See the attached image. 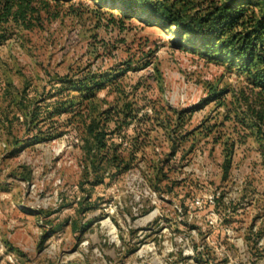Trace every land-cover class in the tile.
Segmentation results:
<instances>
[{"label": "rangeland", "instance_id": "obj_1", "mask_svg": "<svg viewBox=\"0 0 264 264\" xmlns=\"http://www.w3.org/2000/svg\"><path fill=\"white\" fill-rule=\"evenodd\" d=\"M37 4L33 27L0 41V264H264V234L249 231L264 230V160L236 61L99 0ZM87 73L112 81L70 87ZM125 102L141 118L113 137L130 168L95 174L87 115Z\"/></svg>", "mask_w": 264, "mask_h": 264}, {"label": "trees", "instance_id": "obj_2", "mask_svg": "<svg viewBox=\"0 0 264 264\" xmlns=\"http://www.w3.org/2000/svg\"><path fill=\"white\" fill-rule=\"evenodd\" d=\"M40 0H0V41L10 33L12 24H22L25 28H32L35 19H40L42 6ZM59 1V0H54ZM104 6L117 9L122 16L131 18L135 15L145 22H156L165 26L174 25L177 35H185L189 40L195 39L201 49L207 54L227 56V59L237 65L246 75L251 84V94L244 95V107L241 122L250 129L252 135L260 145L261 155L264 160V0H99ZM203 3H206L205 6ZM196 5V6H195ZM46 8V5H43ZM197 7V8H196ZM112 75V74H110ZM108 75L87 73L81 78L71 80V88L83 92H94L103 87L106 81H112ZM91 93L85 95L89 97ZM216 93L212 94L214 97ZM71 102L70 105H73ZM62 105V104H61ZM67 106L51 110L60 113L67 110ZM137 111V109H136ZM157 110H155L156 112ZM115 113V114H113ZM132 103H124L121 107H111L97 116L87 115V143L96 150L95 158L91 160V171L98 174L103 166L111 169V178L118 177L130 168V158L124 155L121 142H115L114 135L125 134L132 121L141 118L137 116ZM183 112H177L174 123H181ZM150 119L149 116L142 118ZM160 121L163 125H171ZM115 124L110 127L108 122ZM160 123L159 120H156ZM130 136V143L138 144L140 132ZM170 155L177 152L178 144L173 141ZM233 145V143L231 144ZM232 150L225 154L223 173L226 176L232 162ZM98 161V162H96ZM161 169L157 167L156 170ZM165 175V174H164ZM96 183H101L105 178L96 176ZM161 177L156 172L154 187L159 189ZM217 200L220 197L216 198ZM249 231L254 243L264 234L260 228L257 232ZM251 239V237H249Z\"/></svg>", "mask_w": 264, "mask_h": 264}, {"label": "built area", "instance_id": "obj_3", "mask_svg": "<svg viewBox=\"0 0 264 264\" xmlns=\"http://www.w3.org/2000/svg\"><path fill=\"white\" fill-rule=\"evenodd\" d=\"M212 202H213V200H212Z\"/></svg>", "mask_w": 264, "mask_h": 264}]
</instances>
